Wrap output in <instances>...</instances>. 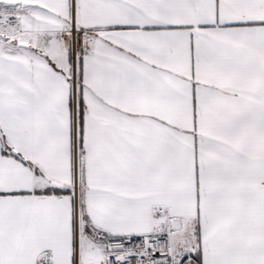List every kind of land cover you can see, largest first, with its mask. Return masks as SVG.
Instances as JSON below:
<instances>
[{
  "label": "snow or ice",
  "instance_id": "6c2138e0",
  "mask_svg": "<svg viewBox=\"0 0 264 264\" xmlns=\"http://www.w3.org/2000/svg\"><path fill=\"white\" fill-rule=\"evenodd\" d=\"M0 264H264V0H0Z\"/></svg>",
  "mask_w": 264,
  "mask_h": 264
}]
</instances>
